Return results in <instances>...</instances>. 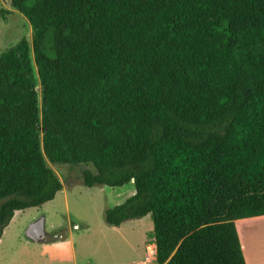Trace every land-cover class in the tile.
<instances>
[{
  "label": "trees",
  "instance_id": "obj_1",
  "mask_svg": "<svg viewBox=\"0 0 264 264\" xmlns=\"http://www.w3.org/2000/svg\"><path fill=\"white\" fill-rule=\"evenodd\" d=\"M11 6L33 38L0 54V239L63 189L49 162L85 164L87 186L134 182L105 221L150 215L156 264H247L236 220L264 215V0Z\"/></svg>",
  "mask_w": 264,
  "mask_h": 264
},
{
  "label": "rangeland",
  "instance_id": "obj_2",
  "mask_svg": "<svg viewBox=\"0 0 264 264\" xmlns=\"http://www.w3.org/2000/svg\"><path fill=\"white\" fill-rule=\"evenodd\" d=\"M23 38L32 45L33 28L30 21L11 6V0H0V54ZM31 56L37 73L33 48ZM49 164L66 186V191L60 192L55 201L17 211L13 224L16 232L10 239L3 240L2 246L7 257H2L0 264H8L13 257L21 258L16 250L21 247L20 240L30 241L26 238V228L42 216H45L47 235L40 232L39 237L56 240L57 236L62 235L64 239L61 240L65 242L53 244V241H49L50 244L42 247L30 241L29 245L35 247L28 248L29 259L32 261L40 258V252L51 259L61 260L62 264L68 261L74 264L75 258L77 264H129L143 260L148 243L153 241L151 216L130 220L119 228L105 221L107 208L125 202L135 193L134 182L123 186H87L82 182V172L88 166L93 168L92 165ZM65 194L68 197V208ZM75 224L79 226L75 227Z\"/></svg>",
  "mask_w": 264,
  "mask_h": 264
},
{
  "label": "crops",
  "instance_id": "obj_3",
  "mask_svg": "<svg viewBox=\"0 0 264 264\" xmlns=\"http://www.w3.org/2000/svg\"><path fill=\"white\" fill-rule=\"evenodd\" d=\"M66 191V186L64 185L63 189L58 191L56 194L55 198L51 201H55L57 198L58 194L60 192H65ZM66 207L68 208V197L65 194L64 195ZM49 201V202H51ZM48 203V202H47ZM18 211V210H17ZM15 212L13 218L11 219L10 223L4 228V232L2 234V237L0 239V247L3 244V240L5 238L10 239L12 237V234L16 232V228L13 226L14 220L16 219V213ZM44 219V229L43 233L44 235H47L46 229H45V216H42L38 219H36L34 222ZM130 221V220H128ZM128 221L123 222L120 226H117L118 228L121 227L122 225L126 224ZM34 222H32L30 225H32ZM30 225L26 228V238L27 240H30L32 242H35L39 244L40 246L44 247L50 244L49 241H53V244H61L65 242L64 236L60 235L57 236L56 240H50V238H47V240L40 238L39 240H34L31 238L28 234V228ZM236 225L238 229V233L242 242V247L244 251V255L246 258L247 264H264V215L260 216H253V217H248V218H241L236 220ZM78 224H75V227H78ZM250 238V239H249ZM21 239V238H20ZM12 240L8 241L11 242ZM30 241H24L23 239L20 240V249H16L18 252V255L21 256V258L16 259L12 258L8 264H62L61 260L59 259H51L49 257H46L44 252H40L41 256L35 261H32L29 259V247L33 245H29ZM38 245V246H39ZM146 245V244H145ZM35 248V247H31ZM74 251V249H73ZM0 259H3L2 257H7V254L3 248V246L0 248ZM149 257V259H148ZM64 264H71L70 261L68 262H63ZM74 264H77L76 258L74 259ZM129 264H156V252H155V243L151 241L147 245V254L143 260L136 261L133 263Z\"/></svg>",
  "mask_w": 264,
  "mask_h": 264
},
{
  "label": "water",
  "instance_id": "obj_4",
  "mask_svg": "<svg viewBox=\"0 0 264 264\" xmlns=\"http://www.w3.org/2000/svg\"><path fill=\"white\" fill-rule=\"evenodd\" d=\"M37 90L40 91L41 87H37ZM44 229V219H40L36 222H34L30 227L28 228L27 234L33 238L34 240H39V233L43 232Z\"/></svg>",
  "mask_w": 264,
  "mask_h": 264
},
{
  "label": "built area",
  "instance_id": "obj_5",
  "mask_svg": "<svg viewBox=\"0 0 264 264\" xmlns=\"http://www.w3.org/2000/svg\"><path fill=\"white\" fill-rule=\"evenodd\" d=\"M148 259H149V257H148Z\"/></svg>",
  "mask_w": 264,
  "mask_h": 264
}]
</instances>
